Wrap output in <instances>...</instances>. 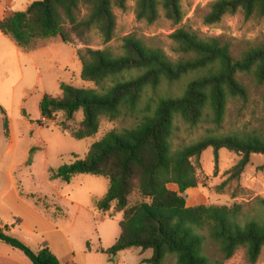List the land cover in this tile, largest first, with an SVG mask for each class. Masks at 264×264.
<instances>
[{
    "label": "trees",
    "instance_id": "1",
    "mask_svg": "<svg viewBox=\"0 0 264 264\" xmlns=\"http://www.w3.org/2000/svg\"><path fill=\"white\" fill-rule=\"evenodd\" d=\"M127 2L39 0L0 20V32L25 51L57 38L65 44L78 40L88 46L93 30L108 44L115 37L113 10L125 11ZM181 2L137 0L136 18L152 25L162 7L165 17L178 25L184 18ZM82 4L89 8L86 17L81 16ZM241 11L246 17H264V0H218L205 23L214 25ZM172 38L185 56L174 62L135 36L124 38L121 56L109 49L86 47L78 51L82 80L97 88L61 84L60 97H43L39 125L59 119L63 134L82 141L98 134L102 118L115 121L138 112L140 115L134 127L111 131L93 144L84 159L76 157L70 164L52 169L51 178L71 184L87 175L108 182L106 194L94 199L92 208L100 214L122 215L118 240L111 248L99 251L111 262L119 253L139 248L144 253L153 252L143 264H164L169 256L176 264H226L237 251L245 249L248 262L256 264L264 249V198L257 199L254 213L246 216L240 205L189 207L184 194L199 186L193 159L199 161L204 152L213 149L217 174L221 150L239 154L241 160L230 172L231 178L238 179L253 154L264 155V136L210 134L178 150L173 148V139L178 121L197 128L209 118L221 128L229 100H248L238 75H252L258 84H264V46L236 60L230 45L221 39H204L184 29L177 30ZM79 113L83 114L80 122ZM0 115L8 132L9 120L1 106ZM208 237L219 245L223 259L211 261L206 253ZM0 243L21 251L31 264H61L49 243L44 242L35 252L12 234L9 226H0ZM87 249L91 251L89 243Z\"/></svg>",
    "mask_w": 264,
    "mask_h": 264
},
{
    "label": "rangeland",
    "instance_id": "2",
    "mask_svg": "<svg viewBox=\"0 0 264 264\" xmlns=\"http://www.w3.org/2000/svg\"><path fill=\"white\" fill-rule=\"evenodd\" d=\"M5 1L4 18L12 13L11 10L24 11L30 3L39 0H10V4ZM217 1L182 0L184 18L178 25L168 20L160 7L158 20L149 25L136 18L137 0H128L125 11L117 7L113 10L116 30L110 43L105 44L101 34L93 30L88 46L78 40L73 45L66 44L67 52L57 55L61 60L55 66L46 59L39 58L35 62L21 52L19 58L16 53L19 47L10 37L0 40V106L9 120L7 132L4 118L0 115V224L3 227L9 226L12 234L35 252L44 242L49 243L61 264H143V260L152 255V251L141 253L139 248H132L119 253L111 262L107 255L99 253L100 249H109L116 243L122 220V215L100 214L92 208L94 199L102 198L107 192L108 182L104 178L83 175L71 184L51 178L52 169L70 164L76 157L84 159L91 146L109 132L134 127L138 123L139 112L115 121L102 118L98 134L78 141L61 132L57 123L59 119L40 126V103L45 92L60 97V85L63 83L85 90L96 89L94 83L82 80L81 66L71 61L70 56L73 54L79 59L78 51L86 47L109 49L115 56H121L124 53L123 40L127 36H135L149 48L161 50L173 62L185 57L172 38L179 29L204 39H221L230 45L236 60L241 59L245 52L264 46V17H246L241 11L225 16L220 23L206 24L205 17ZM81 13L82 17L89 13L84 4L81 5ZM52 41L60 45L62 42L58 38L41 42L36 50ZM57 78H60L58 82ZM238 80L246 87L248 100H229L219 129L209 118L197 128L178 121L173 139L175 150L210 134L257 133L264 136V84H258L252 75L239 74ZM82 119L83 114L79 113L78 122ZM31 155L32 164L28 165ZM240 160L241 155L221 150L215 174L213 149L204 152L199 161L193 159L199 186L184 194L187 205H240L244 215H252L257 199L264 198V155L253 154L240 178L233 179L230 172ZM170 188L176 189V186L171 185ZM87 243L91 251H88ZM0 245L1 257L5 246L14 251L15 254H9L11 258L16 257L18 263L26 261L31 264L21 251ZM206 253L212 262L223 259L219 245L209 237ZM164 264H176L175 258L169 256ZM226 264H250L245 249L237 251ZM256 264H264V249Z\"/></svg>",
    "mask_w": 264,
    "mask_h": 264
},
{
    "label": "crops",
    "instance_id": "3",
    "mask_svg": "<svg viewBox=\"0 0 264 264\" xmlns=\"http://www.w3.org/2000/svg\"><path fill=\"white\" fill-rule=\"evenodd\" d=\"M3 3H5V4H3ZM6 3H7V1L0 0V20L4 19V9H5L4 5H6ZM8 3L10 4L11 1L8 0ZM11 11L15 12L13 10H11ZM6 37H8V36H5V35H3L0 32V40L3 39V38H6ZM65 47H66V44L63 43V42H61V45H60L59 43H55V41H52V42L48 43L44 48H41V49H38V50L26 51V52L21 50L20 48H18L16 53H17L19 58L21 57V53H23L24 55L27 54L26 56H29L35 62L39 61V58H40V60L41 59H46L51 65L55 66V65H59L60 64V60H61V58H58L57 55L60 54V53L67 52ZM70 52L73 53L71 50H70ZM70 58L72 59L71 61L75 62V64H79V66H81V72H82V64L79 61V59H77L75 57V55H73V54H72V56H70ZM59 79L60 78H57L56 82H58ZM64 84H66V83H64ZM44 95H47L46 92L44 93ZM172 190L178 191V188L176 187V189H172ZM0 226L3 227L2 224H0ZM0 244H2V243H0ZM0 247H1V245H0ZM3 248H4L3 250H5L4 252L7 255L4 256L5 253H3L2 254L3 257L0 256V264H28V263H26V261H23V263H18L16 261L17 260L16 257L11 258L10 254H9V253L15 254L14 251H12L11 249H9L8 247H5V246ZM147 252H149V251H147ZM141 253H142V251H141ZM141 253H139V255ZM152 254H153V252H152ZM151 257H152V255H148V257H146L145 259H150Z\"/></svg>",
    "mask_w": 264,
    "mask_h": 264
}]
</instances>
